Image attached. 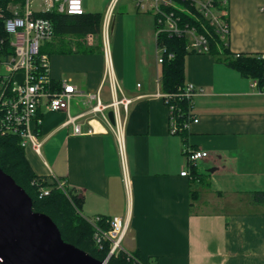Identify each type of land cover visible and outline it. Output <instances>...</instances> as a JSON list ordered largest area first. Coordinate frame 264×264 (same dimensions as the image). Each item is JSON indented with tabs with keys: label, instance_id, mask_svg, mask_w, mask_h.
I'll return each mask as SVG.
<instances>
[{
	"label": "crops",
	"instance_id": "0c3cea01",
	"mask_svg": "<svg viewBox=\"0 0 264 264\" xmlns=\"http://www.w3.org/2000/svg\"><path fill=\"white\" fill-rule=\"evenodd\" d=\"M112 1L84 0L85 12L105 18ZM130 17L114 19L111 38L120 89L134 100L125 130L126 167L103 122H94V134L75 136L63 127L65 113L40 110L43 125L35 129L41 155L25 150L32 170L40 178L64 181L85 217L128 218L124 249L141 264H264V205L252 200L254 192L264 191V95L223 63V56L190 55L186 85L198 90L191 111L198 123L191 124L186 138L172 135L168 107L156 96L163 91L152 21L134 16L146 32L144 48L135 52ZM228 21L232 56L264 55V0H229ZM87 38L95 49L98 38L93 45ZM51 69L56 84L70 81L96 94L105 71L103 44L95 54L56 53ZM101 97L111 101L108 85ZM81 102H73L74 115L84 110ZM186 149L209 153L196 166L199 179L194 169L182 176L189 171ZM241 194L251 195V209L241 210V200L231 211L222 209L223 200ZM208 206L214 211L201 209Z\"/></svg>",
	"mask_w": 264,
	"mask_h": 264
},
{
	"label": "built area",
	"instance_id": "2783aa9c",
	"mask_svg": "<svg viewBox=\"0 0 264 264\" xmlns=\"http://www.w3.org/2000/svg\"><path fill=\"white\" fill-rule=\"evenodd\" d=\"M116 1H112L103 20L101 36L105 71L96 94H86L70 81L56 84L52 78L51 57L42 52L45 44L51 42L55 35L53 23L44 17L45 14L57 11L59 14L84 15V0H15L6 9L0 10V136H17L24 149L31 147L41 155L43 143L35 129L43 125V119L38 115L40 110L65 113L67 119L63 127L71 128L75 136L94 134V122L101 121L114 134L123 166L126 167L125 130L129 109L134 100L123 95L114 69L111 22ZM134 1L139 11L152 13L155 18L159 66L176 57L165 45L158 46L159 38L164 35L184 38L187 41L186 51L190 55H210L214 35L229 47V0ZM36 2L38 7L34 9ZM95 38L88 36V43L95 44ZM106 85L111 94L109 103L104 102L101 97ZM252 87L260 95H264V89L259 88L257 81H253ZM197 93L194 84H187L176 94L162 92L156 95L168 107L172 135L188 131L192 123H198L193 115L180 122L176 104L177 99H186L191 101L193 108V99ZM78 99L82 100L84 110L74 115L71 108ZM110 112H113L114 122L110 120ZM185 156L189 169L208 158L209 153L186 149ZM182 176H190V169L184 171ZM54 181L58 189L68 193L64 181L56 177ZM125 181L128 182V178ZM33 184L39 188L41 197L50 195V188L41 186L40 183ZM85 219L94 228V240L98 248L104 249L108 245L109 255L112 256L122 252L131 254L123 245L130 229L128 218L95 216Z\"/></svg>",
	"mask_w": 264,
	"mask_h": 264
},
{
	"label": "trees",
	"instance_id": "16d2710c",
	"mask_svg": "<svg viewBox=\"0 0 264 264\" xmlns=\"http://www.w3.org/2000/svg\"><path fill=\"white\" fill-rule=\"evenodd\" d=\"M15 0H0V10ZM52 21L54 27V39L45 44L43 53L51 56L59 54H95L102 49V25L104 17L100 13H85L84 15L59 14L57 11L45 14ZM1 24V23H0ZM1 26V25H0ZM98 38L99 44L94 49L87 45L88 36ZM158 46L165 45L169 51L174 52V60L166 61L160 66V83L164 93L176 94L186 86V60L190 54L186 51L187 41L184 38L161 36ZM214 57L223 56V63L238 71L243 77L257 81L260 89H264V55L239 54L231 55L229 47L214 35L211 40V54ZM180 122L192 115L190 100H176ZM182 117V118H181ZM186 138L187 131L179 134ZM187 142V140H185ZM25 150L17 136H0V166L16 183L21 186L33 200L34 210L46 214L52 218L61 231L65 242L87 252L94 258L105 261L109 257L110 249L106 245L104 249L96 246L94 240V228L86 221L81 213L80 202L70 190L68 193L57 188L55 181L38 177L32 170ZM190 171L199 179L196 167H190ZM33 183L50 188V195L41 197L39 188ZM253 203L264 205V191L252 194ZM109 264H141L137 255L120 253L113 256Z\"/></svg>",
	"mask_w": 264,
	"mask_h": 264
},
{
	"label": "water",
	"instance_id": "95a60500",
	"mask_svg": "<svg viewBox=\"0 0 264 264\" xmlns=\"http://www.w3.org/2000/svg\"><path fill=\"white\" fill-rule=\"evenodd\" d=\"M114 122L113 112L109 113ZM1 264H109L64 241L52 218L0 166Z\"/></svg>",
	"mask_w": 264,
	"mask_h": 264
},
{
	"label": "rangeland",
	"instance_id": "374dc122",
	"mask_svg": "<svg viewBox=\"0 0 264 264\" xmlns=\"http://www.w3.org/2000/svg\"><path fill=\"white\" fill-rule=\"evenodd\" d=\"M106 2H110L111 0H105ZM38 7V3H34L33 8L36 9ZM120 15H127L131 16L130 18L126 19V23H127V28L130 26L131 29H129L130 31H134L135 32V37H134V42H133V50L136 52L135 48H137L138 50L143 49L144 45H145V33L143 34V27L137 22H136V18L134 16H138L141 19H145L146 17L152 21V28H153V35H154V39H155V46H156V25H155V18L153 17L152 13H144L142 11H139L135 5V1L134 0H117L114 4L113 7V12H112V22L114 21V19ZM143 17V18H142ZM128 37L126 38V46L128 47ZM132 50V48H131ZM158 50L157 47H155V52H154V56H158ZM198 188L200 190V188H202L201 186L195 185V189ZM206 200L211 199L210 196L205 198ZM212 200V199H211ZM241 200L243 204L239 205V207L241 208V210L245 209V208H249L251 209L252 207L247 206V204H251L250 200H251V195L250 194H241L238 195L237 197L234 196H229V198L227 200H223L221 207L222 209H224V211H231V207L234 206L236 201ZM203 211H214V209L210 208V206L208 207H203L201 208ZM113 256H118V255H113ZM112 255H109V257L107 259H110L113 257Z\"/></svg>",
	"mask_w": 264,
	"mask_h": 264
}]
</instances>
